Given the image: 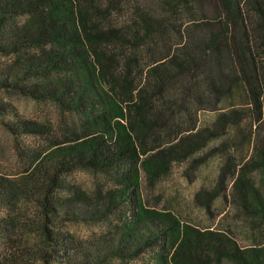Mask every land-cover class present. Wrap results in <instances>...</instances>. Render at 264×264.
I'll return each mask as SVG.
<instances>
[{
  "label": "trees",
  "instance_id": "trees-1",
  "mask_svg": "<svg viewBox=\"0 0 264 264\" xmlns=\"http://www.w3.org/2000/svg\"><path fill=\"white\" fill-rule=\"evenodd\" d=\"M238 84L260 123L264 0H0V91L51 103L72 121L25 119L0 101L3 126L33 171L27 184L0 176V239L9 253L0 264H26L13 243L32 199L41 264L145 255V264H264V246L242 248L226 233L182 223L148 207L140 189L142 172L156 179L243 119L232 108L199 125L200 113L219 111ZM77 168L100 173L92 193L66 179ZM250 170L264 179V138L239 170L221 166L209 198L224 196L234 177L243 211L264 217ZM65 223L107 229L82 241L58 228Z\"/></svg>",
  "mask_w": 264,
  "mask_h": 264
},
{
  "label": "rangeland",
  "instance_id": "rangeland-1",
  "mask_svg": "<svg viewBox=\"0 0 264 264\" xmlns=\"http://www.w3.org/2000/svg\"><path fill=\"white\" fill-rule=\"evenodd\" d=\"M0 101L12 104L18 114L25 119L56 126L60 123L69 125V122H72L67 116V120H63L64 114L60 113L55 105L27 99L12 91H0ZM232 108L244 114L239 123L228 126L221 136L211 140L204 149L188 161L174 162L167 173L156 179L149 180L142 172L141 194L148 207L170 211L182 223L202 230L210 229L226 233L232 236L242 248H261L264 246V217L249 216L243 211L234 188V177L228 178L223 184L224 196L209 198V194L217 186L216 181L221 166L228 163L229 167H236L239 170L253 158L257 139L264 138V112L260 123L253 120L250 114L252 110L248 105L242 84H238L223 100L219 111L200 113V127L211 126L222 112H228ZM4 119L5 117L0 115V176L27 184L33 177V171L26 170L27 161L17 152L15 138L3 126ZM19 139L25 143L32 141L26 137ZM207 153L209 155L202 164L195 168L191 166L193 159L203 157ZM248 175L252 184L264 193V179L261 172L250 170ZM65 177L76 182L88 193L94 191L101 178L100 173L83 168L74 169ZM32 200L26 202V207L28 206L30 210L25 213V217L20 218L21 226L14 234L16 241L13 244L19 250L17 253L25 254L26 264H41L36 255L38 247L42 244L38 229L40 216L35 209L36 203ZM4 212L0 210V215ZM58 228L67 230L82 241H86L105 231L107 226L101 223H65ZM8 254L3 240L0 239V258L7 260ZM145 260L146 255L145 258L131 261L113 260L108 264H145Z\"/></svg>",
  "mask_w": 264,
  "mask_h": 264
}]
</instances>
